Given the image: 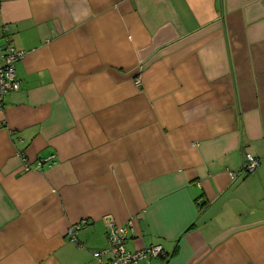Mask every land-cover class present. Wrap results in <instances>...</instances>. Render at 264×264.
<instances>
[{
	"label": "crops",
	"instance_id": "obj_1",
	"mask_svg": "<svg viewBox=\"0 0 264 264\" xmlns=\"http://www.w3.org/2000/svg\"><path fill=\"white\" fill-rule=\"evenodd\" d=\"M7 43L0 264H99L110 223L136 264H264V0H0Z\"/></svg>",
	"mask_w": 264,
	"mask_h": 264
},
{
	"label": "built area",
	"instance_id": "obj_2",
	"mask_svg": "<svg viewBox=\"0 0 264 264\" xmlns=\"http://www.w3.org/2000/svg\"><path fill=\"white\" fill-rule=\"evenodd\" d=\"M26 51L16 49L10 44L0 46V99L10 91L19 89L20 81L16 77L15 63L20 60ZM136 85H140L139 77L134 80ZM44 162L51 165L52 162L46 159L37 160L35 168H41ZM259 164V160L251 153H245L241 163L240 172L244 175L251 174L255 171ZM26 170L31 169L30 164L25 161ZM231 178H235L239 172H231ZM85 222H79L76 226L69 228L70 233H74ZM128 228L126 225L110 223L107 231V244L99 249L92 250V256L99 264H136L141 260H149L153 256H161L164 254L163 246L158 243H152L148 247L141 250L129 251L126 249ZM105 255H109L107 259Z\"/></svg>",
	"mask_w": 264,
	"mask_h": 264
}]
</instances>
